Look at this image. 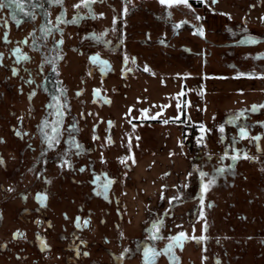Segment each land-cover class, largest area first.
<instances>
[{
  "label": "rangeland",
  "instance_id": "1",
  "mask_svg": "<svg viewBox=\"0 0 264 264\" xmlns=\"http://www.w3.org/2000/svg\"><path fill=\"white\" fill-rule=\"evenodd\" d=\"M22 2L0 7V264H264V0ZM181 144L184 170L129 177Z\"/></svg>",
  "mask_w": 264,
  "mask_h": 264
},
{
  "label": "snow or ice",
  "instance_id": "2",
  "mask_svg": "<svg viewBox=\"0 0 264 264\" xmlns=\"http://www.w3.org/2000/svg\"><path fill=\"white\" fill-rule=\"evenodd\" d=\"M52 2L53 3L62 4V0H52ZM93 2H94V0H79V3L74 4L73 7L78 9L81 5H84V6L89 8V13L91 14V4ZM13 3H15L18 8L23 10V2H22V0H13ZM159 3H161L162 5H168V6H171L173 4H183V5L191 8V5L189 4L188 0H159ZM213 3H215V0H213ZM3 6H4L3 0H0V7H3ZM127 11H128V9H127V7H125L124 12L127 13ZM169 15H171V13H169ZM78 19H79V16L78 15H74L73 18H72V22H76ZM197 19H199V17H197ZM56 20L58 22H60L62 20V17L61 16H57ZM48 23L51 24V21H49ZM52 27H57V26L53 25ZM177 27H179V25H177ZM58 30H60V29H58ZM60 31H62V30H60ZM45 32H46V34L48 32H51V28L45 29ZM199 34L201 36L204 35L203 28L199 29ZM62 42H63L62 40L57 41L58 44L62 43ZM248 42L249 43H255L256 41L250 38ZM15 51L19 52L20 50H19V48H17V49H15ZM23 58L24 59H28V57L26 55ZM18 59H19V57H18ZM90 59L93 62L99 61L101 64L107 65V61L100 60L98 55H93L92 57H90ZM125 59H127V57H125ZM145 70L146 71L148 70L147 67L145 68ZM240 75H245V74L244 73H240ZM29 82H31V81H29ZM33 95H34V93H33ZM53 99L56 100V103L59 105V103H60L59 100L56 97H53ZM261 107H264V105H262ZM252 110L255 111L256 108L253 107ZM144 111L146 112L147 110H144ZM58 114H59V111H58ZM239 115H243V113H240ZM238 118H239V116H235V117L231 118L229 120V123L234 122ZM57 123H59V122H57ZM109 123H111V122H109ZM48 126H49V123H48L47 120L42 121V126L40 128V132L43 134V137H44V140L46 141L47 147L48 148H52L54 146V144L59 143L58 129L55 126L52 127V133H54V135H49V133L47 131H45V129L48 128ZM203 131H204V128H203V126H201V132H203ZM220 131L221 132L224 131V126L223 125H220ZM239 131H240V136L241 137H247L248 136V132H247L246 128L241 127ZM17 134L19 135V133H17ZM253 139H258V137H253ZM75 146L77 148L81 147L79 144H76ZM224 155L225 156L228 155L227 151L225 152ZM245 158H249L246 153H245ZM223 159H224V156L221 157V160H223ZM231 159L232 160L239 159V154L238 153L233 154ZM251 159H255V157H251ZM2 163H3V160H2V158H0V164H2ZM64 165L70 166L69 161L66 160V159L63 160L62 161V166H64ZM228 167H232V166L229 165ZM81 171H83V169H81ZM224 171H225V169H224L223 166L215 168L214 169V173L215 174L211 178H208V179H206V178L208 177L209 174L204 172V171H200L199 172V176H200V179H201V191L205 192V191L208 190L209 187L214 185L216 183V176H218L220 174H223ZM189 175H191V173H189ZM107 187H108V184H105L104 185L105 192L107 191ZM9 190H11V189H9ZM37 199L40 200L41 203H44V200L46 199V196L43 195V194H38ZM201 204H203V197H201ZM201 215H203L202 212H201ZM85 223H87V222H85ZM161 223H162V221H156V222L153 223L152 227H153V229L155 230L156 233L159 232V225ZM79 226L80 225L77 224V227H79ZM22 235L23 234L20 233L19 231H17L16 233L13 234L14 237H19V236H22ZM153 238L154 239L158 238V236L154 235ZM202 238L203 237H201V239ZM184 239H186V235H185L184 232H180L177 235L170 237L169 238V244H168V250H171L172 247L174 246V244H179L180 246H182V241ZM126 252H128V249H125L123 252H121L120 256L117 257V259L121 260L124 257ZM159 254L160 253L155 248H151V247H147V246L144 247V249H143L144 264H154L155 258ZM85 255H87V253H85Z\"/></svg>",
  "mask_w": 264,
  "mask_h": 264
},
{
  "label": "crops",
  "instance_id": "3",
  "mask_svg": "<svg viewBox=\"0 0 264 264\" xmlns=\"http://www.w3.org/2000/svg\"><path fill=\"white\" fill-rule=\"evenodd\" d=\"M167 149L170 150L171 148H164V149L159 148L158 157L161 158L164 162V163H160L159 165L157 163L149 160V159H136L133 167H131V171H129V177L132 178L133 176H135L138 173V174L142 175L141 177L144 180H146L145 175L150 176V177L154 176V178L157 177L160 180V178H162V175H164V173L166 171V169H165L166 159H167L168 163L170 164V166L171 167L173 166V168L175 170L179 169V168L184 170V168H183L184 167V159L183 158H186V155L188 153L187 152L188 148L182 144L179 147H177V145H175V148H173V155H171V156H167V154L165 153V152H167L166 151ZM179 160L181 162L180 164H178ZM142 172H144L145 174H143ZM181 174H182V172L177 175L179 179L181 178ZM183 174H184V172H183ZM144 180H143V182H144ZM156 182H153V183H156ZM158 188H159V190L162 189V187L159 185H158Z\"/></svg>",
  "mask_w": 264,
  "mask_h": 264
},
{
  "label": "flooded vegetation",
  "instance_id": "4",
  "mask_svg": "<svg viewBox=\"0 0 264 264\" xmlns=\"http://www.w3.org/2000/svg\"><path fill=\"white\" fill-rule=\"evenodd\" d=\"M24 1V3H25V5H28L29 3L28 2H32L33 3V5H30V6H34V5H36V3H37V1L38 0H23ZM98 62V64L100 65V67H103V64H101L99 61H97ZM95 181H97V179L95 180ZM108 182H111V181H109V180H107V179H104V184L103 185H101V192H102V195H107V193L109 192V190H108V192L107 193H104V185L105 184H108ZM111 188V187H110ZM155 261H156V258H155Z\"/></svg>",
  "mask_w": 264,
  "mask_h": 264
},
{
  "label": "water",
  "instance_id": "5",
  "mask_svg": "<svg viewBox=\"0 0 264 264\" xmlns=\"http://www.w3.org/2000/svg\"><path fill=\"white\" fill-rule=\"evenodd\" d=\"M110 187H111V182H110V183L108 182L107 191L105 192V188H104V193H107V192H108V190L110 189ZM154 262H155V261H154Z\"/></svg>",
  "mask_w": 264,
  "mask_h": 264
}]
</instances>
